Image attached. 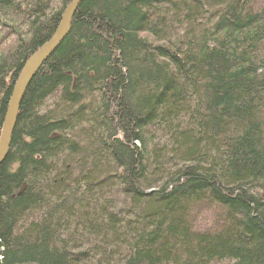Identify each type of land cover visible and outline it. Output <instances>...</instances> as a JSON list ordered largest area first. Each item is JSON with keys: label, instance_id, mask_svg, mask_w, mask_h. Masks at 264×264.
I'll list each match as a JSON object with an SVG mask.
<instances>
[{"label": "trees", "instance_id": "obj_1", "mask_svg": "<svg viewBox=\"0 0 264 264\" xmlns=\"http://www.w3.org/2000/svg\"><path fill=\"white\" fill-rule=\"evenodd\" d=\"M71 0H0V130ZM0 264H264V0H82L0 164Z\"/></svg>", "mask_w": 264, "mask_h": 264}, {"label": "water", "instance_id": "obj_2", "mask_svg": "<svg viewBox=\"0 0 264 264\" xmlns=\"http://www.w3.org/2000/svg\"><path fill=\"white\" fill-rule=\"evenodd\" d=\"M81 1L82 0H71L67 4L53 34L25 60L17 75L0 130V164L4 160L10 146L11 135L16 123L23 94L35 72L57 48L67 34L71 17Z\"/></svg>", "mask_w": 264, "mask_h": 264}]
</instances>
